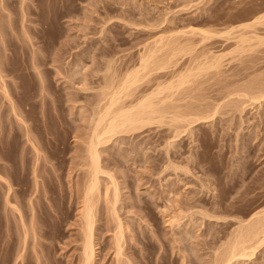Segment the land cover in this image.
<instances>
[{
    "label": "rangeland",
    "instance_id": "rangeland-1",
    "mask_svg": "<svg viewBox=\"0 0 264 264\" xmlns=\"http://www.w3.org/2000/svg\"><path fill=\"white\" fill-rule=\"evenodd\" d=\"M263 10H264V0H0V50H3L4 46L6 49V50L4 49L5 51H1V53L3 54L4 52L6 53L4 54L5 59L2 57L3 54H0L1 55L0 58H2V62H4L2 63L3 65H2V68L0 67L1 68L0 70L2 71L3 67L5 66L4 67L5 70L3 69L4 72H2L1 74L5 73L3 75L6 77V79L4 80L5 82H7L8 90H10L9 95H11V98L13 99L12 101H14V103L16 104V107H15V105H12L10 103L11 101L9 100H11V98L9 97V99H7L8 96L5 97L6 94L3 92L1 88L0 90V174H2L3 177L8 178L9 181L11 182L12 187L16 193L15 200L19 204L20 212L23 213L24 219H26L27 224L29 225L30 222L32 221L36 224L35 226L37 227L36 233H33L34 231L29 228V230H32V231L31 233L30 231L28 232L29 233L27 237L28 241L26 242V246L23 247V244H21L22 243L21 241L22 233L20 235L18 234L22 231L21 224L19 220H16L18 224L15 222V219H18V214H19L16 212H19V211H13L14 208L12 204L10 203L11 200L13 202L15 201L13 198L14 196L12 194L14 190L12 191V193H10V196H7V192H6L7 190L4 189L6 187L5 182L3 179L0 178L1 179L0 183H2L0 186V264H12V263L13 264H24V263L37 264V257H39L40 254L42 255H41V258L39 259H42V258L43 259L41 261L38 259V264H78L79 263L80 261L79 257L81 253L80 236H82L80 233L81 232V225H80L81 217H80L79 208H81L82 203L80 204L81 200L78 199L77 197L81 198L80 192L83 186V180L85 176L84 173L86 170L85 167L82 165V163L84 162L82 159L83 157L81 155H83L82 149H84L85 147L84 142L86 141L87 139L86 137L88 136V133H89L88 131L90 130V126H89L90 121H88V118L90 119L91 117L90 115L93 110L92 108L94 107V104H93L95 102L94 96H96L98 92L101 90L102 83L104 84L103 82L105 80L104 75L108 74L109 76V74L110 75H112L113 73L117 74L114 71H118V72L121 71L124 73L126 70H130L133 67L138 66L139 59H140L139 56L141 55V52H144L143 51L145 49L144 47H146L145 44H147V47L149 45L152 46L153 44L152 42L155 41V39L159 38L160 35L170 36L172 35L171 32H178V30L182 31L184 29L187 30V29H190L189 27H192V26L198 27V28L203 27L202 29L207 28L208 30L211 29L210 30L211 35L213 34L215 30L216 31L214 34H218L217 31L219 30H220L219 33L225 30V32L223 33H226L227 36L224 35L223 33H221V35L223 34V36H220L219 34L216 36H213L214 35L213 34L212 36L209 35L210 38L209 37L206 38L207 40H204L203 39L204 37L200 33H196L195 35L187 34V35L181 36V39H184V37L185 39L186 37L191 38V40L193 41L191 45L192 44H195V45H192L193 47L188 46L189 51L191 48L193 50H191V52H188V51L187 53L185 52L186 54L185 53L181 54L183 56L181 55L180 57L178 56L179 57L178 64L172 66V68L170 67L172 70L173 68L174 69L178 68V70H180L181 68L183 69L186 67L185 65H188L189 61L192 58L194 59V57L195 58L196 56L198 57V54L200 55L202 52H208V53H203V55L204 54L209 55V52L211 55H212L211 52H214L213 54L220 53L219 55H221L220 58L222 57L221 58L222 65H220L219 68L217 67L218 68L217 70L214 68L211 71L209 70L210 71V72L208 71L209 73L207 72L204 75H201L202 77L203 76L205 77V78L203 77L205 82H203V78L201 76L199 77V79L197 78L198 79L197 82L199 81L198 82L199 85H201V87L203 86L202 89L203 88L204 89L202 91L200 89L199 91H201L200 93H202L203 95L205 94L204 95L205 97H208L206 98V101L208 100L207 102L213 103L215 102L214 100H216V98H218L216 101L219 100L218 102H221L222 100H225L227 98L226 97L224 99L225 97L224 94L227 91L225 90L224 92V89H227L228 87H230V85L232 86V84L236 85L237 83L236 82L234 83V81H237V82L239 81V84H242L243 79H245L244 82H246L249 78H252V76L255 74H256V77L258 75L259 77L261 76L264 77V74H263L264 72L263 71L264 70V42L263 41L264 40H262L263 44H261V40H258V42L260 41V44H258L257 38H256L257 36H254V35H258L259 37L260 35L261 39L264 38L262 37L264 36V24L260 22L261 23L260 25H257L256 23L254 27L251 26L252 28H256V30L255 29L250 30L251 27L250 28L247 27L245 30L244 28H242L243 25L248 22V20L250 23L251 20H254V18L260 16L261 13L264 12ZM12 19H14V21ZM240 24H241V27H238L240 26ZM235 25H237V27H235L236 30L234 29V32H236L238 29L237 31L238 33L237 32L233 33L232 31L231 26H235ZM25 29H28V30H26L25 32L24 31ZM228 29L231 31V32L229 31L231 33L230 35L227 34ZM239 29L241 31L244 30L246 33L244 31L241 32ZM249 30H250V33H248ZM254 30L255 32L252 33L251 35V32ZM257 32L260 34H258ZM241 33H244L243 36L240 35ZM237 34H238V37L236 36L237 38H239V35L241 37H244V36L246 37L248 35L247 37L250 36V38L251 36H254L251 39L255 38V40L251 41V39L249 38L250 40L248 41L249 43L251 41L250 44L247 41L245 42L247 45L249 44L251 46L255 44V42L258 45L255 44L254 46H252L253 48L248 45L251 48L250 49L246 44H244L245 42L242 43V41L239 40L240 38L236 40L235 35ZM238 41H240L239 42L240 44L238 43ZM236 44L240 46V49L237 47ZM241 46H244L245 48L242 47L243 49H241ZM235 47H237L239 50H242L244 53L239 50H238L239 52L236 53L235 50L237 51V49ZM246 48L247 50L249 49L251 51L248 50L245 52L244 49ZM61 49L64 51H62ZM60 51H62L63 54L60 53ZM37 52L39 54V57L42 55L41 56L42 58L38 57L39 59H37V56H35ZM239 53H242V54L239 55ZM58 54L61 56H59ZM56 56L58 59L60 58L59 59L60 61L56 58ZM111 56L115 59H112ZM190 56H192V58H190ZM52 57L54 60L52 59ZM32 59H34L35 62ZM196 59H201V57H198ZM76 60H78V63L81 65L76 63L77 62ZM98 60H100L101 62H99ZM38 61L39 62L41 61V62L39 63ZM73 61L75 62L76 65L74 64L72 67V65L70 66V63L71 64L74 63ZM103 61L105 63L106 61L108 62L106 63V67L108 68V70H106L107 74H105L106 72H103L104 71L103 68L107 69L105 68V63ZM32 62H34L35 64H33ZM9 63H11V65ZM37 63H38L37 66L39 67V69L38 67H36ZM8 64L9 66H6ZM32 64L35 66H33ZM77 64L79 66L76 69L74 67H76ZM108 64L109 66L115 67V68H111L112 71L109 70ZM39 65H41V67ZM69 66L71 67L72 70L69 69L70 68ZM98 66L99 68L101 67L103 71L101 70V68L99 69ZM35 67L40 71V73H38V70L37 72H35L36 71ZM116 67L118 68V70ZM7 69L9 70V72ZM97 69L101 71L98 72ZM41 70L44 71V73L41 74ZM70 70H71V73H70ZM76 70L79 74L74 72ZM94 70H96V72H98L99 75L95 74ZM122 70H125V71H122ZM167 70L168 69H166L165 71ZM255 70H256V73H254ZM250 71L253 74L252 76H251ZM65 72L67 75L65 74ZM83 72L84 73L86 72L84 75L86 76L85 78L83 77V74H84ZM212 72H217L216 76L214 75L215 73H212ZM69 73H70V76L68 75ZM80 73H83V74H80ZM236 73L237 74L239 73L238 75L241 74L242 76L241 75L238 76L236 75ZM249 73H250V77H248ZM261 73L263 75H260ZM154 74L157 75L156 72H153V74H149L151 75L152 79L150 78V76H149V79L145 78L142 81L141 85L138 87V89L140 90V89L146 88L150 84H151L150 86H152V84L154 85L153 83L155 82V80H153L155 78ZM41 75L42 77H40ZM71 75L72 77L73 76L74 77L71 78ZM101 75H102V78H101ZM240 77L242 80L240 79ZM42 78L44 79L42 80ZM66 78H70V80L73 82L72 83L69 82L70 80ZM83 78L85 80H83ZM217 79L219 80L221 79L222 81L221 80L219 81ZM41 80L42 81L45 80V82L47 81L43 88L41 87L42 85L40 86L42 82ZM67 80H68V83H67ZM146 80H147L146 82L147 86L145 85ZM149 80L151 81L149 84H147ZM206 80L208 82H206ZM261 80L263 82L264 79L262 78ZM197 82L191 85L198 86ZM202 82H203V85L201 84ZM13 83L14 85H12ZM70 83L73 85H71ZM100 83H101V86H100ZM204 83H205V86H204ZM84 84L86 85L85 87L83 86ZM226 84L229 86L227 87ZM10 85L12 86V88ZM69 85H71L72 87L70 86L69 88ZM82 86L86 89L89 86L88 87L89 90L88 89L85 90ZM237 86H234V88ZM78 87L80 88V90ZM99 87H100V90L98 91ZM218 87L221 88L223 92ZM230 88L232 89V87ZM204 90L205 91L207 90L206 92L210 95H208ZM68 92H69V95H68ZM71 92H73L74 95ZM70 93L73 95V97H71L72 95ZM221 93H223L222 96H221ZM67 96L71 98L69 101H68L69 98ZM66 97H67V100H66ZM209 98L211 101L209 100ZM229 100L232 101L230 97H228L225 101L227 105L224 104V101L221 102L225 106L223 105L222 108H220V115H217V118H216L218 121L215 120V122H212L213 124L211 122H208V123L206 122L207 124L203 122H200V124L199 123L195 124L197 127L193 125V127L195 128L194 129L193 127L191 128V132H192V129L193 131L195 130L194 131L195 135H193L194 132H192L193 134L190 132L191 133L190 135L192 136L187 134L188 136L186 135L185 137H183L181 139L182 141L179 140L180 145H178L179 144L178 141H177L178 144L174 143L180 147L181 150L180 149L179 150L182 155L180 157L184 158L186 162L189 161L188 160L189 158H186V157L188 156L190 157L191 154H192L191 155L192 157L197 156L196 158L193 157L194 160L190 159L189 161L190 163H188V165L190 167V171L192 169V173L188 172L187 175L185 173L182 174L180 169L178 171L177 168H174V171L176 169L175 173L177 175L174 174L173 168L172 169L169 168L168 173H167V170L161 171V169L163 168L162 167L163 160H161L160 158L164 159L163 162H165L166 153L164 152V150L158 147L162 145L158 144L159 141L157 143V140L159 138L156 135V133L159 131V129H157V127L155 126L149 127V130L147 127L142 131L143 133L139 131L136 133V135L134 134L132 135L130 133H126L124 135L122 134L125 138L122 137L121 135L117 137L118 139L116 137H113V139H111L112 141L110 140V142H108L109 146H107V143L105 147L103 146L107 150L104 149V152H102L103 150L101 151L102 157H105L103 158L105 160L104 161L105 163L109 161L108 162L109 164L106 163L108 165L106 168L109 167V170H111V172L114 171L115 174L117 172L115 176H117V178L119 177L118 181L120 183L119 185L121 186L120 187L121 188L120 190L121 198L119 199L120 201L117 203V206L119 209L118 210L119 212L117 211V214H119L118 215L120 216L119 218H121L122 222L126 226L125 231L127 233V240L128 242L130 241L131 243L130 245H132L131 249L129 248L130 251L128 249L127 250L129 252L126 251L128 252V254H130L129 255L130 257L128 258L133 260L132 263L134 264H213L214 263L213 257H215L214 251L216 250L215 248H218L220 244L224 243L225 240L227 241L228 239L227 236H230L229 232L231 233L234 230V228L238 226L236 224H239L238 222L240 221L239 218L243 217L242 219L244 218L246 219L256 210L264 207V197H263L264 196V186H263L264 185V179H263L264 174L262 172L264 169V154H263L264 153V150H263L264 149V143H263L264 142V133H263L264 132L263 131L264 122L261 121L262 119L260 120L261 114L263 113L262 110L264 111V104L263 106L260 105V107L262 106L261 108L258 107L259 106L258 104H257L258 106H256V104L252 105L250 109L247 110L249 111V113H251V115L246 110L243 111L245 113L242 112L240 114V112L238 111L236 113L235 111L237 110L236 107H235L236 109L229 107V106L234 107L235 103H238V101L234 100V101H237L234 104L233 102L232 103L230 102L232 104L231 105L230 103H227V101ZM90 101L92 104L90 103ZM10 106L12 107V109ZM13 106L16 109L17 108L19 109V110L15 109L18 113L19 112L22 113L20 117H23L21 118L23 119V121L19 119L20 117H17V115L14 113ZM247 107L249 106H246V109H248ZM252 107L255 108V110ZM258 108H260L259 109L260 115H259ZM228 109L231 110L230 113H232L233 109H234L233 112L236 113V114L229 113L230 116L231 115L235 116V117H231L232 120L233 118L234 119L237 118L236 119L237 121L236 120L230 121L231 118L229 120L230 122H234L233 123L234 126H232L233 129L228 128L227 126L230 123V122L227 123L228 122L227 117L229 118V115L224 116L225 114H227ZM250 110L252 111L250 112ZM222 112H224L225 114L223 113L224 114L223 115ZM240 115L241 116L244 115V116L241 117ZM82 116L83 117L85 116V117L83 118ZM219 116H223V117L219 118ZM253 116L255 118H253ZM224 117L227 120L224 119ZM239 117H241L244 120H242ZM222 118H223V121H222ZM239 120H242V122ZM214 123L218 125L215 126ZM220 123L222 124V126ZM237 123L239 125H242L243 127L241 126L240 128V126ZM212 125L214 126V128L216 127L218 129V130L215 129V133H214V128L212 127ZM248 125L250 127H248ZM238 127L240 128V130L242 128L245 129L244 132L247 130L246 132L250 134L248 135L245 132L246 134L245 135L243 132V135H242V131L240 130L237 131L239 129ZM247 127L249 128V130ZM226 128L231 129L230 130L231 132L229 131V133H227L228 135L226 134V132H228ZM162 129L165 132L161 133V136L163 135L165 138L167 136V134H165L167 133V131H166V128H162ZM223 130L225 131V133L223 132ZM238 132H239V135L236 134ZM196 134L198 136H196ZM28 135H29V138H28ZM236 135L238 136V138ZM229 136H231V139ZM243 136L244 138H242ZM254 136L255 137L258 136V138H254ZM127 137L128 138L130 137L131 140L128 139ZM147 137L148 139L149 138L150 139L147 140L146 139ZM224 137L226 138L224 139ZM121 138H124V139H121ZM194 138L195 140L197 139L199 141L196 142L197 140L196 141L193 140ZM30 139L33 140L32 143ZM119 139L120 141L125 140V139L127 141L125 140V141L120 142ZM163 139H161L160 137L159 140L162 141ZM254 139H256V141ZM133 140L135 141V144ZM142 140H144L143 143H145L144 144L145 147L148 146V148L146 147L145 149L146 151H144V149H141V147L142 148L144 147V145L141 143ZM223 140H224V143L226 142L225 146L223 145ZM36 141L38 143L34 145ZM138 141L140 143H138ZM236 141H237V144L235 143ZM240 141L244 142V143L242 142V144L245 145L246 148L243 149L242 146L240 147L241 145ZM130 142H132L133 144ZM149 142L151 143L149 144ZM136 143L138 146L136 145ZM155 143L158 146H156ZM257 143L261 146H259ZM32 144L35 146V148ZM117 144H118V147L121 149V151L119 150L120 152L118 151V154L116 152ZM133 145L134 146L136 145V146L133 147ZM139 145L141 147H139ZM149 145L151 146V148H149ZM222 145L224 146V148ZM236 145H238L239 147ZM121 147L122 148L126 147L127 151L125 152V149H123L125 153L122 152ZM128 147L129 149H131L130 151H128L129 150ZM240 148L242 149V151H244L243 153L245 154L247 153V150L245 151V149L249 148L248 151L251 152L252 154L250 153L251 154L250 156L248 152V154H246V157H248L249 155L250 158L249 157L246 158L245 155L241 153L242 151L240 152ZM139 149H141V151L143 150L142 151L143 153ZM147 149L149 150L147 151ZM196 149L197 150L199 149V150L197 151ZM156 150L158 152L160 151L159 153L161 154L159 155V153ZM138 151L140 152V154ZM235 151L236 152L239 151L237 152L239 156L237 155ZM38 152L42 156L41 155L39 156ZM120 153H123L124 156H122ZM255 153L259 154L257 155V158L254 157L255 155H253ZM129 154H130V157H128ZM231 154L236 155V157L234 156L235 160L237 157L238 158L240 157L239 160L237 159L238 161H235ZM115 155L118 157H116ZM134 155H136V159ZM157 155H159L160 157H158ZM112 156L113 158L115 156L118 161L115 162L116 160L113 159ZM131 156H134L133 159L135 160H133ZM154 156H157V158L161 160V165H160V160H158ZM252 156L255 159H253ZM42 157H44V159H42ZM122 157L124 158V160L122 159ZM126 157L128 158L129 161L125 160L127 159ZM227 157L228 159L231 158L232 160L231 159L228 160ZM143 158L144 160L148 159L149 161L146 160V163H144L145 161L142 160ZM153 158L156 159V162L155 160L153 161ZM182 158H179V159L181 160ZM150 159L156 164L153 162L151 163ZM179 159H177L176 162L180 161ZM233 160L237 164H239L238 165L239 167L235 165L236 163ZM242 160L243 162H245L244 166H242L243 162H240ZM232 161L234 162V165ZM115 163L116 165L118 164V166H116ZM179 163L182 164L181 161ZM34 164H35V167L38 168L39 173L37 172L36 174L37 176L33 172L35 168ZM150 164H153V165L150 166ZM200 164H202L201 167L199 166ZM193 165L197 169H194ZM228 165H230V168L232 165L234 167L236 166V168L232 166L233 168L230 169ZM146 166L148 167L150 166L149 168H152L154 172L152 171V169H149ZM111 167L114 169H112ZM241 167L245 168L244 169L245 172L242 170ZM200 168L204 169V173L203 171H201ZM43 169L45 172L43 171ZM52 169H54V171H52ZM156 169H157L158 174L155 172ZM170 169L171 171H173L172 172L173 175ZM228 169H229V172H228ZM158 170L160 171L161 175L159 174ZM141 171L143 172L144 175L140 174L142 173ZM230 171H232L233 173ZM234 171L235 172L238 171L236 172L237 174L234 173ZM148 172L151 175H149ZM136 173H137V176L133 177L134 175H136ZM193 173H195L197 176ZM229 173H231L229 175L230 177L228 176ZM234 174L237 176L235 177ZM254 174L255 175L258 174L259 177L256 176L258 178L255 179L256 177L254 178L255 176ZM162 175H163V178H162ZM210 175H213V176H210ZM232 175H233V179L231 178ZM203 176L206 178H204ZM106 177H103L104 182L102 181L103 185H102V182L100 184L101 191L99 192L100 195H98L99 199L103 195L102 198L100 199L102 201L101 202L98 201L99 204H96V206L98 205L96 207L98 211L96 210L97 213L95 217V220H96L95 221V224H96L95 233H96V241L99 243L98 250H97L98 256L96 257V264H115L116 263L115 253L113 252L114 247L112 246L114 242L112 236L114 235L113 230L115 229V225H116V220H115L116 217L115 215H112L113 212L111 209L112 208L111 202H109L108 204V202L105 200L106 197L104 194L106 190L109 188L108 184H110V182L107 181L108 177L107 178ZM196 177H199V178H196ZM207 177H209L208 180H210L209 181L210 183L206 181ZM124 178L126 179L128 178V179L126 180ZM175 178H176V181H174ZM200 178L201 180L203 179L205 184L210 187L211 190L210 189L209 190L211 192L207 189L209 187L205 186L204 182L203 183L201 182ZM135 179L137 180L139 179V180L135 181ZM177 179L181 182H179ZM198 179L206 187L205 190H204L205 187L202 186V184L200 185ZM248 179H250L251 181ZM124 180L125 182L123 183L122 181ZM196 180H198L199 185L197 184ZM229 180L230 182H228ZM262 180L263 182H261ZM216 181L217 183H215ZM36 182H39V183H36ZM121 182L123 183L124 186H122ZM190 182H193V183H190ZM213 183H214V186H213ZM193 185L194 187L195 185H198L197 187L199 188L196 189L197 187L194 188ZM163 186L164 187L166 186L165 189ZM200 186H202L201 188L203 189V191H200L202 190L200 189ZM212 186H213V190H212ZM79 187L80 189H77ZM122 187L124 189H122ZM186 187H189V190L187 188V191H186ZM214 187L216 188V192H215L216 195L213 193V191H215ZM245 187H247V189ZM104 188H106V190ZM240 188L242 189L239 191ZM251 188H253L254 190ZM168 189H171L172 192L169 193L170 190L168 191ZM255 189L258 191H256ZM103 190H105V192ZM181 190L183 192L186 191L185 194H182L183 192ZM192 191H195V192L193 193ZM2 192L4 193L3 196H2ZM76 192L77 193L79 192V193L76 194ZM191 192L195 194L194 197H189V194L190 196H193ZM162 193L164 195H162ZM170 194H173V195L171 196ZM5 195L9 197L8 203L5 202V201H8ZM175 195L176 196L180 195L181 197L179 196L180 198L178 199V197H175ZM129 196L131 197V200ZM184 196H187V197L183 198ZM215 196H217L218 198L217 197L215 198ZM171 197H173V199L174 197L177 198L179 200V204H180V201L182 200L181 205L183 204L184 200H186L184 202L186 205L183 204V206L181 208L178 207V209H181L183 211L184 206H185V210L191 208L189 210V213H187L188 210L186 212H184L185 210L183 211L186 214H181L182 212L180 210L181 213L180 212L178 213L181 214V215L179 214L181 218L179 217V220H177L178 218H175L176 220V223L174 222L175 224H172V222H169V220L167 219V216L169 217L171 216V214L167 215L168 213L164 214L166 210H164V212L162 211L163 207H165L164 205H168V203L172 205V202L168 200V198H171ZM136 198L139 199V202L141 203H139L138 200L136 201ZM30 200H32L31 203H30ZM132 200H133L134 206L132 205ZM129 201L131 203H129ZM177 201L176 203L173 202V204L174 205L178 204ZM32 203L34 204L32 205ZM187 203L190 205H188ZM191 204H194V205H191ZM212 204H214L213 205L214 207L212 206ZM31 205L32 207L34 208L36 207V208L35 209L32 208ZM130 205L133 207H131ZM174 205H173V208L171 207L170 209H174L175 207ZM204 206L206 208L209 207L207 208L209 210H210V206H212L213 208H216V209H213L211 207V213H213L215 210L214 214L218 212L217 214H219L220 216L217 214L216 215L220 218L216 219V217L214 218L210 216L203 217L204 215L203 216L200 215L202 212L197 213V215L199 214L198 215L199 218H197V215H195L196 211L193 214H191V218L193 219L190 218L189 216L190 211L192 213L193 210L195 209H197V211L199 209L201 210V208L206 209ZM31 209H33V211H31ZM178 209L177 211H179ZM160 210L162 212H160ZM8 211H10L11 213L8 214ZM170 211H167V212L171 213ZM177 211L175 212L177 213ZM219 212L224 215V216L222 215L224 218L223 217L221 218V214ZM12 214H14L15 216H13ZM32 214L33 216L36 214L34 216L35 219L33 218V216H31ZM236 216L238 219L236 218ZM194 219H196V221ZM191 220H193L194 222L193 221L190 222ZM177 223H178V226L176 225ZM198 223L201 224L200 228L198 227L200 225ZM181 225L182 227L184 226L185 227L182 228ZM192 227L194 229L198 227V229H195L196 230L195 231ZM178 228L180 229V231ZM190 228H191V231H190ZM184 229H185V233L183 232ZM192 230L194 231L193 232L194 234L191 233ZM177 231H179V234L181 232L180 236L184 238V241L178 235ZM17 234L19 235V238ZM184 234H185V237H184ZM195 234L198 236H196ZM193 236L197 237L195 238L196 240L194 239ZM179 237L181 238V240L179 239L180 242L177 239ZM132 238H134L135 241ZM198 238H201V239L198 240ZM188 239H189V243H191L192 240H193L192 241L193 243L189 244ZM205 239H206V242H205ZM186 240L187 242H185ZM197 241L200 242L198 243L199 245H196ZM187 243L189 244V246ZM190 245H192L193 248L192 246L190 247ZM181 246H182V249H181ZM37 247L39 248V251H37L38 249ZM194 248L198 249V251L196 252ZM193 249L197 257H195L193 253ZM15 251H17V253ZM39 252L41 253L39 254ZM14 255L18 259L21 258L23 261L21 259L18 260L16 258L14 262V259H13V257L15 258ZM255 255L251 262H248L249 260H246V262L243 264H246V263L247 264L249 263L250 264H253V263L260 264V262L263 263V261H261L262 259L261 257L263 256L264 258V249L258 250L257 253H255ZM151 256L154 257V260H152L153 262L151 261V259L153 258V257L151 258ZM123 259H125V256Z\"/></svg>",
    "mask_w": 264,
    "mask_h": 264
},
{
    "label": "bare ground",
    "instance_id": "bare-ground-1",
    "mask_svg": "<svg viewBox=\"0 0 264 264\" xmlns=\"http://www.w3.org/2000/svg\"><path fill=\"white\" fill-rule=\"evenodd\" d=\"M264 11V10H263ZM256 13V12H255ZM258 14V13H257ZM24 15V14H23ZM260 15V14H259ZM256 17V16H255ZM253 18V17H252ZM22 19H23V17H22ZM263 19H264V12H262L261 13V15L260 16H258V17H256V18H254V20H251L250 21V23H249V20H248V22L247 21H245V22H247V23H243L244 25H243V27L242 28H244V30L248 27V28H250L251 26L252 27H254L255 26V24L257 23V25H260L261 23L260 22H262V24H264V21H263ZM13 21H14V19H12ZM239 20V19H238ZM242 21V20H241ZM241 24H242V22H241ZM241 24H240V26H238V27H241ZM238 25V24H237ZM237 25H235V26H231L232 27V31H233V33H236L237 31H238V29H237V31L236 32H234V29H235V27H237ZM257 25H256V27H257ZM250 28V30L252 29H255L256 30V28ZM190 29H187V30H178V32H171V34L172 35H170V36H168V35H160L159 36V38H157V39H155V41H153L152 43V46H150L149 44V46L147 47V44H145L146 45V47H144L145 49L143 50L144 52H141V55L139 56L140 57V59H139V65L138 66H136V67H133L132 69H130V70H122V71H125L124 73L123 72H121V71H114V72H116L117 74H115V73H113L112 75H110L109 74V76H108V74H107V72H106V70H108V68L106 67V63H108L107 61H106V63H105V68H107V69H104L103 68V70H102V68H101V70L103 71V72H106L105 74H107V75H104V84L102 83V86H101V83H100V86H101V90H100V87H99V89H98V94L96 95V96H94L95 97V102L93 103L94 104V107L92 108L93 110H92V112H91V117H90V119L88 118V121H90V124H89V126H90V130L88 131L89 133H88V136L86 137L87 139H86V141L84 142L85 143V147H84V145H83V147H84V149H82L83 150V155H81L83 158V162L84 163H82V165L85 167V176H84V180H83V186H82V188H81V192H80V190H79V192H80V195H81V198H79V197H77L78 199H80L81 201H80V204H81V208H79L78 210L80 211V225H81V235L82 236H80V238H81V253H80V257H79V259H80V261H79V263L78 264H96V257L98 256V242L96 241V233H95V230H96V224H95V217H96V213H97V211H98V209H96V207L98 206H96V204H99V202H101L102 200H100L101 198H102V196H101V198L99 199L98 197V195H100V184H101V182L104 180V178L103 177H108V179H107V181H109L110 182V184H108L109 185V188H110V190H109V188L106 190V188H104L105 190H106V192H105V190H103L104 192H105V200L108 202V204H109V202H111V209H112V212H113V214L112 215H115V217H116V225H115V229L113 230L114 231V235L112 236L113 237V244H112V246L114 247V253H115V257H116V263L115 264H134V263H132L133 262V260H131L130 258H128V257H130L129 255L130 254H128V252L130 251V249H131V247H132V245H130L131 243H130V241L128 242V240H127V233H126V231H125V229H126V226L124 225V223L122 222V220H121V218H119L120 216H118L119 214H117V211L119 210L118 209V206H117V203L120 201L119 199L121 198L120 196H121V194H120V190H121V186L119 185L120 183H119V181H118V179H119V177L117 178V176H115L116 174H117V172H116V174L114 173V171L113 172H111V170H109V167L108 168H106L108 165L106 164V163H108V162H104L105 160L103 159V158H105V157H102V152H104V147L106 146V143H107V146H109L108 144V142H110V140L111 139H113V137H118V136H122V137H124L123 135L124 134H126V133H130V134H134V135H136V133L137 132H139V131H143L145 128H147L148 127V130H149V127H151V126H155V127H157V129H159V131L156 133V135L158 136V138L160 139V137H161V139H163L164 138V136H163V138H162V136H161V133H163V132H165V131H163V129L162 128H166V131H167V133H165V134H167V136L162 140V141H160L159 139L157 140V143H158V141H159V145H162V146H158V145H156V143H155V145L156 146H158V147H160V149H162V150H164V152L166 153V161L165 162H163L164 161V159H162V158H160L161 160H163L162 161V164H163V168L161 169V171L162 170H167V173H168V171H169V168H173V171H174V168H177V170L179 171V169H180V171H181V173L183 174V173H185L186 175L188 174V172H191L192 173V169H191V171H190V167H189V165H188V163H190L189 161H190V159H193L194 160V158H196V157H192L191 155H190V157L188 156V157H186V158H189L187 161L188 162H186V160L184 159V158H182V157H180V156H182L181 155V152H180V147L178 146V145H180V143H179V140L180 141H182L181 139L183 138V137H185L187 134H191L192 132H194L193 131V129L195 128V127H193V125H195V124H200V122H203V123H208V122H215V120H217L216 118H217V115H220V108H222V106L224 105V104H226L225 103V101H226V99L228 98V97H230V99L232 100V101H227V103H232L233 102V104L235 103V102H237L238 101V103H235V106L233 107V106H229V107H231V108H234V109H236L237 108V110H235L236 111V113H237V111L238 112H240V114L243 112V111H247V110H249L250 109V107L252 106V105H255L256 104V106H258V107H260V105H262L263 106V102H264V80H263V82H262V78L264 79V77H259V75H258V73H257V77H256V74L255 75H253L252 73H251V71H250V73H251V76H252V78H247L246 76V78L248 79L246 82H244L245 81V79H243V81H242V84H239V81L237 82V81H234V83L236 82L237 84H238V86H237V84L236 85H233L232 84V86L230 85V87H232V89L230 88V87H228L229 85H227V89H224V92H225V90H227L226 92H225V97H224V99L225 100H222V101H224V104L223 103H221V102H218V101H216L218 98H216V100H214L215 102H213V100H212V102L213 103H210V102H207L206 101V98H208V97H205L202 93H200L203 89H202V87H201V85H199V81L197 82V80L199 79V77L201 76V75H204L205 73H207L209 70L211 71L212 69H218L219 67H220V65H222V60H221V58H220V56L221 55H219L220 53H217V54H213L214 52H211L212 53V55L210 54V52H209V55L208 54H204L203 55V53H208V52H202L200 55L198 54V57H201V59H196V58H198L197 56H196V58L194 57V59L192 58V56H190V58H192L191 60H190V58H189V63H188V65H185L186 67L185 68H181L180 70H178V68L177 69H174L173 68V70L171 69L172 68V66H174V65H177L178 64V60H179V57H180V55L181 54H184L185 52L187 53V51L188 52H191V50H193L192 48L190 49V51L188 50L189 49V47H193L192 45H195V44H192L191 45V43L193 42L192 40H191V38H188V37H186V39H185V37H184V39H181V36H183V35H195L196 33H200L204 38V40H207L206 38H208L209 37V35H211L210 34V30L211 29H202L203 27H200V28H198V27H194V26H192V27H189ZM241 28V29H242ZM26 30H28V29H25L24 31L26 32ZM236 30V29H235ZM240 30V29H239ZM244 30H240L241 32H243ZM250 30H249V32L248 33H250ZM255 30L254 31H252L251 32V35H252V33H254L255 32ZM214 31V30H213ZM212 31V32H213ZM216 31V30H215ZM215 31L213 32V34L215 33ZM228 32L230 31L229 29L227 30ZM28 32V31H27ZM220 32V30L219 31H217V33L220 35V36H223V34L224 35H226V33H223V32H225V30L223 31V32H221V33H223L222 35H221V33H219ZM227 32V34H231L230 32L228 33ZM245 32V31H244ZM174 33V34H173ZM178 33V34H177ZM181 33V34H180ZM232 33V34H233ZM238 33V32H237ZM240 33V32H239ZM246 33V32H245ZM258 33V32H257ZM256 33V34H257ZM212 34V35H213ZM218 34H214L213 36H216V35H218ZM243 34L244 33H241L240 35H242L243 36ZM258 34H260V33H258ZM200 35V36H201ZM211 35V36H212ZM239 35V38H237L238 37V34L237 35H235V37H236V40L237 39H239L240 41H242V43L243 42H245V41H247L248 43H249V41L248 40H250L252 37H254V36H257L256 38H257V43L258 44H260V41L258 42V40H261V44H263V42H262V40H264V38L263 39H261L260 37V35H259V37H258V35H254V36H251V38H250V36L249 37H241ZM227 36V35H226ZM30 37V36H29ZM190 37V36H189ZM231 37V36H230ZM262 37H264V36H262ZM183 38V37H182ZM210 38V37H209ZM250 38V39H249ZM259 38V39H258ZM202 39V40H203ZM252 40H255V38H253V39H251V41ZM30 41V40H29ZM199 41V40H198ZM197 41V42H198ZM240 41H238V43L240 42ZM251 41H250V43H251ZM196 42V43H197ZM203 42V41H202ZM237 42V41H236ZM200 43V42H199ZM242 43H241V45H242ZM249 43V44H250ZM253 43V42H252ZM256 42H255V44L256 45H258ZM6 44V43H5ZM240 44V43H239ZM244 44H246V42L244 43ZM248 44V45H249ZM255 44H253L252 46H254ZM4 45V44H3ZM7 45V44H6ZM65 45V44H64ZM64 45H62V46H64ZM191 45V46H190ZM237 45V47L240 49V46L238 45V44H236ZM247 45V44H246ZM247 45V46H248ZM189 46V47H188ZM245 46V45H244ZM244 46H241V49H243V48H245ZM246 46V47H247ZM250 47H252L251 45H249ZM248 46V47H249ZM7 47V46H6ZM195 47V46H194ZM237 47H235L236 49H237V51L235 50V52L236 53H238L239 51H242V50H239ZM243 47V48H242ZM249 47V48H250ZM4 49H5V46L3 47ZM8 48V47H7ZM60 48V47H59ZM62 48H64V47H62ZM253 48V47H252ZM1 49H2V47H1ZM0 50V54H3V53H1V51H5V50ZM33 49V48H32ZM251 49V48H250ZM60 50V49H59ZM62 50V49H61ZM239 50V51H238ZM249 50V49H248ZM247 50V48L246 49H244V51L246 52V51H248ZM252 50H254V49H252ZM8 51V50H7ZM35 51V50H34ZM62 51H64V50H62ZM62 51H60V53H62ZM141 51V50H140ZM249 51H251V50H249ZM36 52V51H35ZM34 52V53H35ZM39 52V51H38ZM38 52L35 54V56H37V59H39L40 57H39V54H38ZM59 52V51H58ZM193 52V51H192ZM232 52H234V51H232ZM243 52V51H242ZM33 53V52H32ZM57 53V52H56ZM185 53V54H186ZM216 53V52H215ZM244 53V52H243ZM4 54H6L5 52H4ZM4 54L2 55V57L4 58ZM41 54V53H40ZM63 54V53H62ZM140 54V53H139ZM190 54H192V53H190ZM240 54H242V53H239V55ZM59 55V54H58ZM202 55V56H201ZM1 56V55H0ZM7 56V55H6ZM5 56V57H6ZM10 56V55H9ZM59 56H61V55H59ZM58 56V57H59ZM179 56V57H178ZM181 56H183V55H181ZM223 56V55H222ZM8 57V56H7ZM39 57V58H38ZM113 57H114V55H113ZM112 56H111V58L112 59H115V58H113ZM138 57V58H139ZM204 57V58H203ZM12 58V57H11ZM34 58V57H33ZM42 58V57H41ZM44 58V57H43ZM51 58V57H50ZM55 58V57H54ZM56 58H57V56H56ZM55 58V59H56ZM203 58V59H202ZM1 59V68H2V63H4V62H2V58H0ZM5 59V58H4ZM35 59H36V57H35ZM52 59H53V57H52ZM58 59V58H57ZM56 59V60H57ZM60 59V58H59ZM58 59V60H59ZM198 60V61H196V60ZM9 60V59H8ZM34 62H35V60L34 59H32ZM54 60V59H53ZM52 60V61H53ZM55 60V61H56ZM106 60V59H105ZM109 60V59H108ZM5 61V60H4ZM7 61V60H6ZM43 61V60H42ZM55 61H54V63H55ZM60 61V60H59ZM58 61V62H59ZM71 61V60H70ZM77 62L76 63H78V60H76ZM99 62H101L100 60H98ZM110 61V60H109ZM195 61V62H194ZM34 62H32L33 64H35ZM39 62V61H38ZM41 62V61H40ZM39 62V63H40ZM57 62V61H56ZM69 62V61H68ZM72 62V61H71ZM74 62V61H73ZM79 62H80V60H79ZM98 62V63H99ZM114 62V61H113ZM7 63V62H6ZM5 63V64H6ZM4 64V65H5ZM10 65H11V63H9ZM9 64L8 65H6V66H9ZM32 64V65H33ZM53 64V63H52ZM75 64V62L74 63H70V66L72 65V67H73V65ZM79 64V63H78ZM77 64V66L76 67H74V68H76L77 69V67L79 66V65H81V64H79L78 65ZM138 64V63H137ZM38 65V63L36 64V67H38L37 66ZM76 65V64H75ZM112 65V64H111ZM135 65V64H134ZM33 66H35V65H33ZM40 67H41V65H39ZM69 66V67H70ZM130 66V65H129ZM132 66V65H131ZM5 67V66H4ZM4 67H3V69H4ZM35 67V68H36ZM55 67V66H54ZM56 67H57V65H56ZM68 67V68H69ZM108 67H109V70H111L112 71V69L111 68H115V67H111V66H109V64H108ZM122 67V66H121ZM120 67V68H121ZM171 67V68H170ZM218 67V68H217ZM0 68V69H1ZM98 68H99V66H98ZM99 68V69H100ZM117 68V67H116ZM169 68H170V70H169ZM3 69H2V71L0 70V90H1V88H2V90H3V92L6 94H4L5 95V97H7L8 96V98L7 99H9V97L11 98V95H9L10 94V90H8V86H7V82H5V80L4 79H6V77L3 75V74H5V73H3V74H1L2 72H4L3 71ZM38 69H39V67H38ZM37 68H36V71L35 72H37V70H38ZM69 69H71V67L69 68ZM96 69V68H95ZM128 69V68H127ZM166 69H168L167 71H165ZM5 70V69H4ZM8 70V69H7ZM6 70V71H7ZM35 70V69H34ZM72 70V69H71ZM71 70H70V73H71ZM74 70V69H73ZM93 70V69H92ZM100 70V71H101ZM114 70H116V69H114ZM117 70H118V68H117ZM162 72H161V71ZM164 70V71H163ZM5 71V72H6ZM83 71V70H82ZM81 71V72H82ZM95 71V74H97V75H99V73L98 72H100L98 69H97V71L98 72H96V70H94ZM209 71V72H210ZM264 71V70H263ZM262 71V72H263ZM8 72H9V70H8ZM69 72V71H68ZM67 72V73H68ZM73 72V71H72ZM74 72H76V73H78L77 72V70L76 71H74ZM73 72V73H74ZM80 72V71H79ZM109 72V71H108ZM153 72H156L157 73V75H155V78L153 79V80H155V82H153L154 83V85L152 84V86H148V87H146V88H143V89H138V87L141 85V83H142V81L145 79V78H147V79H149V76H150V78H151V75H149V74H153ZM208 72V73H209ZM259 72H261V71H259ZM38 73H40V71L38 70ZM42 73H44V71H42L41 70V74ZM70 73L68 74L69 76H70ZM73 73H72V75H73ZM84 73V72H83ZM83 73H80V74H83ZM86 73V72H85ZM85 73L83 74V77L85 78L86 76H84L85 75ZM90 73V72H89ZM93 73V72H92ZM212 73H215L214 75L216 76V73L217 72H212ZM241 73V72H240ZM250 73H249V76L248 77H250ZM254 73H256V70H255V72ZM46 74V73H45ZM65 74H66V72H65ZM79 74V73H78ZM103 74V73H102ZM211 74V73H210ZM209 74V75H210ZM219 74V73H218ZM239 74V73H238ZM237 73H236V75H238ZM245 74V73H244ZM263 74H264V72H263ZM262 73L260 74V75H263ZM4 76V78H3V76ZM40 75V74H39ZM44 75V74H43ZM67 75V74H66ZM72 75H71V78H73L72 77ZM91 75V74H90ZM97 75H96V77H97ZM241 75V74H240ZM240 75H238V76H240ZM68 76V77H69ZM93 76V75H92ZM92 76H91V78H92ZM242 76V75H241ZM40 77H42V75L40 76ZM44 77V76H43ZM46 77V76H45ZM50 77V76H49ZM152 77H154V76H152ZM202 77V76H201ZM204 77V76H203ZM202 77V78H203ZM211 77H212V75H211ZM65 78V77H64ZM83 78V80H85ZM101 78H102V75H101ZM198 78V79H197ZM205 78V77H204ZM204 78H203V82H205V80H204ZM260 80H259V79ZM44 78H42V80H43ZM66 79H68V80H70V78H66ZM87 79H88V77H87ZM100 79V78H99ZM152 79V78H151ZM201 79V78H200ZM240 79H241V77H240ZM251 79V80H250ZM41 80V81H42ZM45 80H46V78H45ZM45 80L44 81H42L41 82V84H40V86L43 88L44 86H45V84H46V82H45ZM68 80H67V83H68ZM82 80V79H81ZM82 80V81H83ZM208 80V79H207ZM206 80V82H208ZM217 80H219V79H217ZM221 80V79H220ZM219 80V81H220ZM239 80V79H238ZM242 80V79H241ZM9 81V80H8ZM12 81V80H11ZM150 81L151 80H149V82L147 83V84H149L150 83ZM202 81V80H201ZM200 81V82H201ZM222 81V80H221ZM15 82V81H14ZM45 82V83H44ZM69 82H73V81H69ZM146 82H147V80L145 81V85H146ZM198 83V86L196 85H191V84H195V83ZM203 82L201 83L202 85H203ZM244 82V83H243ZM9 83V82H8ZM12 83V82H11ZM42 83H44V84H42ZM70 83V84H71ZM84 83H86V82H84ZM88 83V82H87ZM221 83V82H220ZM219 83V84H220ZM225 83H227V82H225ZM232 83V82H231ZM240 83H241V81H240ZM82 84H83V82H82ZM207 84V83H206ZM214 84V83H213ZM224 84V83H223ZM12 85H14V83L12 84ZM71 85H73V84H71ZM71 85H69V88H70V86ZM89 85V84H88ZM143 85V84H142ZM208 85V84H207ZM212 85V84H211ZM218 85V84H217ZM216 85V86H217ZM225 85V86H226ZM11 86V85H10ZM47 86V85H46ZM68 86V85H67ZM84 87L86 86L85 84L83 85ZM82 86V87H83ZM144 86V85H143ZM147 86V85H146ZM204 86H205V83H204ZM225 86H224V88H225ZM234 86H237V87H235L234 88ZM72 87V86H71ZM80 87H81V85H80ZM83 87V88H84ZM89 87V86H88ZM88 87H87V89H88ZM103 87V88H102ZM145 87V86H144ZM208 87V86H207ZM11 88H12V86H11ZM14 88V87H13ZM79 88V87H78ZM149 88H150V90H149ZM210 88V87H209ZM219 88V87H218ZM222 88H223V86H222ZM230 88V89H229ZM82 89V88H81ZM85 90H87L86 88H84ZM83 89V90H84ZM138 89V90H137ZM201 89V91H199ZM220 90H221V88H219ZM46 90V89H45ZM50 90V89H49ZM79 90H80V88H79ZM89 90V89H88ZM42 91H43V89H42ZM199 91V92H198ZM205 91V90H204ZM207 91V90H206ZM205 91V92H206ZM222 91V90H221ZM80 92V91H79ZM217 92V91H216ZM220 92V91H219ZM218 92V93H219ZM223 92V91H222ZM73 95H74V93L73 92H71ZM70 93V94H71ZM204 93V92H203ZM207 93V92H206ZM67 94V93H66ZM71 94V95H72ZM208 94V93H207ZM206 94V95H207ZM217 94V93H216ZM222 94L223 93H221V96H222ZM44 95V94H43ZM68 95H69V92H68ZM73 95L71 96V97H73ZM208 95H210V94H208ZM237 96V97H235V96ZM215 96V95H214ZM231 96H232V98H231ZM47 97V96H46ZM46 97H45V99H46ZM68 97V96H67ZM67 97H66V100H67ZM212 97H213V95H212ZM237 98V99H235V98ZM69 99H68V101L71 99L70 97H68ZM75 98V97H74ZM211 98V97H210ZM210 98H209V100H210ZM73 99V98H72ZM219 99H221V98H219ZM222 99H223V97H222ZM13 99L11 98V100H9V101H11L10 103L12 104V105H15V107H16V104L14 103V101H12ZM74 100V99H73ZM72 100V101H73ZM234 100H237V101H234ZM92 101V100H91ZM91 101H90V103H91ZM93 101H94V99H93ZM92 101V102H93ZM211 101V100H210ZM14 104H13V103ZM230 103V104H231ZM92 104V103H91ZM258 104V105H257ZM227 105V104H226ZM232 105V104H231ZM225 106V105H224ZM246 106H249V107H247L248 109H246ZM261 106V107H262ZM11 107V106H10ZM14 106H13V111H14V113L17 115V117H20L21 115H22V113L21 112H17L16 110L18 109H16ZM228 107V106H227ZM226 107V108H227ZM236 107V108H235ZM253 107H255V106H253ZM252 107V108H253ZM260 107V108H261ZM230 108V109H231ZM257 108V107H256ZM260 108H258V110L260 109ZM11 109H12V107H11ZM10 109V110H11ZM16 109V110H15ZM223 109H224V107H223ZM234 109L232 110V113H230L231 112V110H229L228 109V111H227V114H225L224 112H225V110H224V112H222V114L224 115V116H226V115H229V113L230 114H236V113H234L233 111H234ZM254 110H255V108H253ZM252 109V110H253ZM19 110V109H18ZM252 110H250V112L252 111ZM248 113H249V111H247ZM262 112L264 113V111L262 110ZM261 112V113H262ZM21 113V114H20ZM243 113H245V112H243ZM256 113H257V111H256ZM261 114V118H260V120L262 121V122H264V114ZM20 114V115H19ZM221 114V115H222ZM239 114V113H238ZM250 115H251V113H249ZM246 115V114H245ZM259 115H260V110H259ZM89 116V115H88ZM239 116V115H238ZM241 116V115H240ZM242 116H244V115H242ZM241 116V117H242ZM249 116V115H248ZM83 117V116H82ZM85 117V116H84ZM83 117V118H84ZM220 117H223V116H219V118ZM231 117H235V116H233V115H229V118L227 117V119L224 117V119H226L228 122L227 123H229L230 121H233V120H236V119H234L233 118V120H232V118ZM237 117V116H236ZM241 117H239V118H241ZM21 118H23V117H20L19 119H21ZM230 118H231V120H230ZM253 118H255L254 116H253ZM258 118V117H257ZM242 119V118H241ZM22 121H23V119H21ZM230 120V121H229ZM242 120H244V119H242ZM242 120H239V121H241L242 122ZM245 120H247V119H245ZM255 120V119H254ZM253 120V121H254ZM218 121V120H217ZM220 121V120H219ZM222 121H223V118H222ZM237 121V120H236ZM235 121V122H236ZM221 122V121H220ZM226 122V121H225ZM252 122V121H251ZM250 122V123H251ZM260 122V121H259ZM206 123V124H207ZM222 123V122H221ZM220 123V124H221ZM234 122H230L227 126H228V128H232V126H234V124H233ZM254 123V122H253ZM202 124V123H201ZM213 124V123H212ZM215 124V126L216 125H218V124H216V123H214ZM223 124V123H222ZM222 124H221V126H222ZM238 124V123H237ZM240 124H242V123H240ZM248 124V123H247ZM246 124V125H247ZM255 124V123H254ZM239 125V124H238ZM251 125V124H250ZM196 126V125H195ZM210 126V125H209ZM225 126V125H224ZM226 126V127H227ZM237 126V125H236ZM240 126V128H241V126L242 125H239ZM253 126V125H252ZM263 126V125H262ZM193 127V129H192V132H191V128ZM197 127V126H196ZM212 127L214 128V126L212 125ZM211 127V128H212ZM243 127V126H242ZM246 127V126H245ZM248 127H250L249 125H248ZM247 127V128H248ZM256 127V126H255ZM264 127V126H263ZM210 128V127H209ZM239 128V127H238ZM237 128V129H238ZM240 128L237 130V131H239L240 130ZM246 128V129H247ZM252 128V127H251ZM251 128H250V130H251ZM151 129V128H150ZM156 129V130H157ZM215 129H217L216 127L214 128V133H215ZM221 129V128H220ZM225 129V128H224ZM227 129V128H226ZM233 129V128H232ZM256 129V128H255ZM258 129V128H257ZM156 130H155V132H156ZM218 130V129H217ZM216 130V131H217ZM231 129H227V131L228 132H226V134L227 133H229V131H230ZM244 130L245 129H241L240 131H242V135H243V132H244ZM248 130H249V128H248ZM253 130H254V128H253ZM260 130V129H259ZM146 131V130H145ZM247 131V130H246ZM245 131V132H246ZM256 131V130H255ZM262 131V130H261ZM264 131V130H263ZM262 131V132H263ZM191 132V133H190ZM222 132V131H221ZM220 132V133H221ZM223 132L225 133V131L223 130ZM231 132V131H230ZM236 132V131H235ZM245 132H244V134H245ZM248 132H250V131H248ZM143 133V132H142ZM197 133V132H196ZM247 133V132H246ZM257 133V132H256ZM259 133V132H258ZM264 133V132H263ZM123 134V135H122ZM129 134V135H130ZM193 134V133H192ZM198 134V133H197ZM196 134V136H198ZM222 134V133H221ZM221 134H219V135H221ZM234 134V133H233ZM236 134H238L239 135V132L238 133H236ZM248 134V133H247ZM250 134V133H249ZM248 134V135H249ZM128 135V134H127ZM140 135V134H139ZM193 135H195V132H194V134ZM225 135V134H224ZM228 135V134H227ZM246 135V134H245ZM247 135V136H248ZM254 135V134H253ZM256 135V134H255ZM260 135H262V134H260ZM151 136H153V135H151ZM156 136V137H157ZM188 136V135H187ZM190 136H192V135H190ZM204 136H206V135H204ZM217 136V135H216ZM237 136V135H236ZM132 137V136H131ZM220 137V136H219ZM227 137V136H226ZM226 137H224V139L226 138ZM230 137V139H231V136H229ZM233 137V136H232ZM240 137H241V135H240ZM239 137V138H240ZM249 137V136H248ZM251 137V136H250ZM253 137V136H252ZM262 137V136H261ZM28 138H29V135H28ZM34 138V137H33ZM125 138V137H124ZM124 138H121V139H124ZM128 138V137H127ZM126 138V139H127ZM188 138V137H187ZM197 138V137H196ZM213 138V137H212ZM223 138V137H222ZM237 138H238V136H237ZM242 138H244V136L242 137ZM241 138V139H242ZM254 138H258V136L257 137H255L254 136ZM35 139V138H34ZM118 139V138H117ZM116 139V140H117ZM125 139V140H126ZM128 139H130V137L128 138ZM147 140H149L148 139V137L146 138ZM146 139H144V140H146ZM206 139V138H205ZM234 139V138H233ZM236 139V138H235ZM29 140V139H28ZM31 140V139H30ZM115 140V139H114ZM114 140H113V142H114ZM125 140H121V141H125ZM131 140V139H130ZM144 140H142L141 141V143L144 145L145 143H143V141ZM154 140H156V139H154ZM193 140H195V138L193 139ZM197 140V139H196ZM195 140V141H196ZM237 140H239V139H237ZM246 140H247V138H246ZM255 141H256V139H254ZM259 140V139H258ZM257 140V141H258ZM32 141L33 140H31V143H32ZM112 141V140H111ZM118 141V140H117ZM119 141H120V139H119ZM120 141V142H121ZM127 141V140H126ZM140 141V140H139ZM138 141V143H140ZM176 141V142H175ZM177 141H178V143H177ZM189 141V140H188ZM199 140H197L196 142H198ZM220 141V140H219ZM225 141H227V140H225ZM235 141V140H234ZM116 142V141H115ZM129 142V141H128ZM133 142H134V144H135V141L133 140ZM146 142V141H145ZM151 142H152V140H151ZM151 142H149V144L151 143ZM229 142V141H228ZM231 142V141H230ZM242 142L243 141H240V143H241V145H240V147L242 146V148L244 149V148H246V146L245 145H243L242 144ZM245 142H247V141H245ZM254 142V141H253ZM262 142V141H261ZM260 142V143H261ZM36 143H38L37 141L35 142V144L34 145H36ZM125 143V142H124ZM130 143H132V142H130ZM147 143V142H146ZM153 143H154V141H153ZM174 143H177L178 145H176V144H174ZM226 143V142H225ZM225 143H224V140H223V145L225 146ZM236 144H237V141L235 142ZM234 143V144H235ZM244 143V142H243ZM264 143V142H263ZM119 144V143H118ZM118 144H117V148H118V150H117V148H116V152H117V154H118V151L120 150L121 151V149L118 147ZM133 144V143H132ZM141 144V145H142ZM231 144V143H230ZM253 144V143H252ZM258 144V143H257ZM33 145V144H32ZM33 145V146H34ZM120 145V144H119ZM136 145H137V143H136ZM135 145V146H136ZM142 145V146H143ZM195 145V144H194ZM222 145V146H223ZM228 145V144H227ZM259 145V144H258ZM104 146V147H103ZM121 146V145H120ZM134 145H133V147H135ZM138 146V145H137ZM164 146V147H163ZM176 146H178V147H176ZM224 146H223V148H224ZM236 146H238V145H236ZM235 146V147H236ZM245 146V147H244ZM249 146V145H248ZM259 146H261V145H259ZM259 146H257V147H259ZM139 147H141L140 145H139ZM147 148H148V146H146ZM146 147H145V145H144V147L142 148L141 147V149H144V151H146L145 149H146ZM157 147V148H158ZM164 149H163V148ZM195 147H197V146H195ZM200 147V146H199ZM231 147V146H230ZM229 147V148H230ZM239 147V146H238ZM256 147V146H255ZM263 147V146H262ZM34 148H35V146H34ZM122 148V147H121ZM131 148V147H130ZM149 148H151V146L149 145ZM176 148V149H175ZM181 148H183V147H181ZM225 148H227V147H225ZM233 148V147H232ZM38 149V148H37ZM123 149H125V152L127 151L126 149V147L124 148H122V152H124V150ZM128 149H129V147H128ZM134 149V148H133ZM141 149H139L140 151H141ZM153 149H154V147H153ZM159 149V150H160ZM180 149V150H179ZM231 149V148H230ZM234 149V148H233ZM238 149V148H237ZM249 149V148H248ZM248 149H245V151L247 150V153L246 154H248ZM261 149V148H260ZM82 150H80V151H82ZM103 150V151H102ZM105 150H107V149H105ZM131 149H129L128 151H130ZM149 149H147V151H148ZM158 150V149H157ZM156 150V151H157ZM197 150V149H196ZM195 150V151H196ZM199 150V149H198ZM197 150V151H198ZM223 150V149H222ZM254 150V149H253ZM258 150H259V148H258ZM257 150V151H258ZM262 150V149H261ZM260 150V151H261ZM264 150V149H263ZM36 151V150H35ZM102 151V152H101ZM119 151V152H120ZM143 151V150H142ZM141 151V152H142ZM156 151H154V152H156ZM221 151V150H220ZM242 151V149L240 148V152ZM37 152V151H36ZM124 152V153H125ZM139 152V151H138ZM158 152V151H157ZM160 152V151H159ZM158 152V153H159ZM183 152V151H182ZM191 152V151H190ZM189 152V153H190ZM236 152V151H235ZM237 152H239V151H237ZM236 152V153H237ZM244 151H242L241 153H243ZM259 152V151H258ZM258 152H256V153H258ZM262 152V151H261ZM39 153V152H38ZM113 153V152H112ZM133 153V152H132ZM143 153V152H142ZM157 153V154H158ZM163 153V152H162ZM188 153V154H189ZM221 153V152H220ZM232 153H234V152H232ZM240 153V154H241ZM251 152H249V154H250ZM253 154V155H255L254 157H256L257 158V155H259V154ZM81 154V153H80ZM122 156H124V154L123 153H120ZM139 154H140V152H139ZM145 154V153H144ZM161 153H159V155H160ZM188 154H186V155H188ZM194 154V153H193ZM198 154V153H197ZM244 155H245V157H246V154L245 153H243ZM252 154V153H251ZM251 154H250V156H251ZM264 154V153H263ZM41 154L39 153V156H40ZM113 155V154H112ZM151 155H152V153H151ZM154 155V154H153ZM159 155H157L158 157H160ZM222 155V154H221ZM220 155V156H221ZM232 155V154H231ZM237 155L239 156V154L237 153ZM242 155V154H241ZM240 155V156H241ZM243 155V156H244ZM42 156V155H41ZM80 156V157H81ZM108 156H109V154H108ZM116 156V155H115ZM114 156V158H113V156H112V158L113 159H115V160H113V161H115V162H117L118 160L116 159V157H118V156H116L115 157ZM128 156V155H127ZM135 156V159H136V155H134ZM134 156H131L132 157V159L134 158ZM140 156V155H139ZM157 156H154V157H156L157 158ZM164 156V155H163ZM185 156V155H184ZM183 156V157H184ZM234 156L236 157V155L235 154H233L232 155V157H233V159H234ZM37 157H38V155H37ZM36 157V158H37ZM120 157V156H119ZM128 157H130V154H129V156ZM143 157V156H142ZM145 157V156H144ZM147 157V156H146ZM149 157H150V155H149ZM153 157V156H152ZM151 157V158H152ZM199 157V156H198ZM219 157V156H218ZM222 157V156H221ZM230 157V156H229ZM244 157V158H245ZM248 157H249V155H248ZM248 157H246V158H248ZM253 157V156H252ZM253 157V159H255ZM112 158H110V159H112ZM127 158V157H126ZM140 158V157H139ZM179 158H182L181 160L179 159ZM240 158V157H239ZM239 158L237 157L236 158V160L235 161H238L239 160ZM241 158H243V157H241ZM250 158V157H249ZM260 158V157H259ZM40 159V158H39ZM42 159H44V157H42ZM122 159L124 160V158L122 157ZM135 159H133V160H135ZM137 159H138V157H137ZM158 159V158H157ZM160 159H158V160H160ZM177 159H179L181 162H182V164H180L179 162L180 161H178V162H176V160ZM184 159V160H183ZM227 159H228V157H227ZM229 159H231V158H229ZM228 159V160H229ZM238 159V160H237ZM38 160V159H37ZM125 160H128V158L127 159H125ZM143 161H145L144 163H146V160H148V159H146V160H144V158L142 159ZM155 160V162H156V159H154L153 158V161ZM161 160H160V165H161ZM184 162H183V161ZM192 160V161H193ZM217 160V159H216ZM232 160V159H231ZM230 160V161H231ZM233 160V161H234ZM241 160V159H240ZM41 161V160H40ZM111 161V160H110ZM112 161V162H113ZM129 161V160H128ZM141 161V160H140ZM143 161H142V163H143ZM149 161V160H148ZM147 161V162H148ZM150 161H151V159H150ZM153 161H151V163L153 162ZM191 161V162H192ZM197 161V160H196ZM202 161V160H201ZM232 161V163H233V165H234V162ZM126 162V161H125ZM134 162H136V161H134ZM155 162H153V163H155ZM186 162V163H185ZM195 162V161H194ZM221 162V161H220ZM240 162H243V160L242 161H240ZM37 163V162H36ZM150 163V162H149ZM158 163V162H157ZM184 163V164H183ZM199 163V162H198ZM236 163V162H235ZM45 164V163H44ZM106 164V165H105ZM109 164V163H108ZM124 164V163H123ZM156 164V163H155ZM194 164V163H193ZM229 164V163H228ZM244 164H245V162H243V164H242V166H244ZM247 164V163H246ZM41 165V164H40ZM81 165V166H82ZM111 165V164H110ZM113 165V164H112ZM115 165H116V163H115ZM121 165V164H120ZM145 165V164H144ZM151 165H153V164H150V166ZM192 165V164H191ZM201 165L202 164H200L199 166L201 167ZM232 165V166H233ZM236 166H238L239 164H235ZM241 165V164H240ZM37 166H39V165H37ZM45 166V165H44ZM46 166H47V164H46ZM116 166H118V164L116 165ZM149 166V167H150ZM157 166V165H156ZM155 166V167H156ZM194 166V165H193ZM204 166V165H203ZM223 166V165H222ZM227 166V165H226ZM229 166V168H230V165H228ZM231 166V168L230 169H232L233 167ZM236 166L234 167V168H236ZM34 167H35V164H34ZM146 167H148V166H146ZM148 167V168H149ZM153 167V166H152ZM160 167V166H159ZM224 167V166H223ZM239 167V166H238ZM44 168H46V167H44ZM56 168V167H55ZM112 168V167H111ZM116 168V167H115ZM118 168V167H117ZM147 168V169H148ZM202 168H204V167H202ZM222 168V167H221ZM225 168H227V167H225ZM224 168V169H225ZM242 168V170L244 171V167H241ZM41 169V168H40ZM112 169H114V168H112ZM149 169H152V168H149ZM155 169V168H154ZM171 169H170V171H171ZM194 169H197L195 166H194ZM201 169V168H200ZM237 169H239V168H237ZM262 169V168H261ZM43 171H44V169H43ZM52 171H54V169H52ZM83 171H84V169H83ZM145 171V170H144ZM152 171H153V169H152ZM159 171V170H158ZM173 171H171V173L173 172ZM175 171H176V169H175ZM175 171H174V174H176L175 173ZM184 171V172H183ZM201 171H203V173H204V169H201ZM221 171H222V169H221ZM254 171H255V169H254ZM34 174L36 175L37 174V172H38V168L37 167H35L34 168ZM45 172V171H44ZM43 172V173H44ZM47 172V171H46ZM136 172V171H135ZM142 172V171H141ZM151 172V171H150ZM154 172V171H153ZM156 173H157V169H156V171H155ZM187 172V173H186ZM228 172H229V169H228ZM227 172V173H228ZM230 172H232V171H230ZM236 172H238V171H236ZM235 171H234V173H236ZM245 172V171H244ZM263 174H264V169H263ZM39 173V172H38ZM54 173V172H53ZM124 173H125V171H124ZM140 173V172H139ZM146 173H147V171H146ZM152 173V172H151ZM165 173V172H164ZM181 173H179V174H181ZM209 173V172H208ZM207 173V174H208ZM212 173V172H211ZM224 173V172H223ZM233 173V172H232ZM240 173V172H239ZM83 174V175H84ZM140 174H143V172L142 173H140ZM148 174H149V172H148ZM158 174V173H157ZM159 174H160V171H159ZM193 174H195V173H193ZM231 173H229L228 174V176L230 175ZM237 174V173H236ZM243 174V173H242ZM260 174H261V172H260ZM5 175V174H4ZM39 175H41V174H39ZM106 175V176H105ZM125 175V174H124ZM144 175V174H143ZM143 175H141V176H143ZM149 175H151V174H149ZM153 175V174H152ZM161 175V174H160ZM160 175H159V177H160ZM164 175H166V174H164ZM172 175H173V173H172ZM177 175V174H176ZM192 175V174H191ZM196 175V174H195ZM201 175H203V174H201ZM224 175V174H223ZM235 175V174H234ZM255 175V174H254ZM37 176V175H36ZM55 176V175H54ZM103 176V177H102ZM122 176V175H121ZM135 176H137V173H136V175H134L133 177H135ZM138 176H140V175H138ZM197 176V175H196ZM200 176V175H199ZM210 176H213V175H210ZM209 176V177H210ZM227 176V175H226ZM237 175H235V177H236ZM239 176V175H238ZM241 176V175H240ZM256 176H258V174H256L255 176H254V178L256 177ZM106 177V178H107ZM123 177V176H122ZM167 177V176H166ZM179 177H180V175H179ZM178 177V178H179ZM189 177V176H188ZM204 177V176H203ZM202 177V178H203ZM209 177H207V179H206V181H208V183H210L209 181L210 180H208V178ZM230 177V176H229ZM259 177V176H258ZM258 177H256L255 179H257ZM0 178L1 179H3L4 180V182H5V188L4 189H6L7 191V196H10V193H12V191L14 190L13 189V187H12V184H11V182L9 181V179L8 178H5V177H3L2 176V174H0ZM35 178H37V177H35ZM43 178V177H42ZM105 178V179H106ZM162 178H163V175H162ZM161 178V179H162ZM168 178V177H167ZM184 178V177H183ZM196 178H199V177H196ZM204 178H206V177H204ZM203 178V179H204ZM226 178V177H225ZM224 178V179H225ZM232 179H233V175H232V177H231ZM1 179H0V181H1ZM80 179V178H79ZM124 179H126V178H124ZM128 179V178H127ZM126 179V180H127ZM133 179V178H132ZM165 179V178H164ZM171 179V178H170ZM169 179V180H170ZM180 179V178H179ZM203 179L201 180V178H200V180H201V182L203 183L204 181H203ZM211 179V178H210ZM217 179V178H216ZM220 179V178H219ZM228 179V178H227ZM232 179H231V181H232ZM241 179V178H240ZM253 179V178H252ZM264 179V178H263ZM82 180V179H81ZM131 180V179H130ZM137 179H135V181H136ZM139 180V179H138ZM137 180V181H138ZM140 180H141V178H140ZM166 180H168V179H166ZM172 180H174V179H172ZM178 180V179H177ZM185 180V179H184ZM188 180V179H187ZM191 180V179H190ZM199 180V179H198ZM198 180H196L197 181V184H198ZM200 180H199V183H200V185L202 184L201 182H200ZM248 180H250V179H248ZM37 181V180H36ZM77 181H78V179H77ZM135 181H134V183H135ZM174 181H176V178H175V180ZM179 181V180H178ZM195 181V182H196ZM212 181V180H211ZM251 181V180H250ZM259 181V180H258ZM3 182V181H2ZM43 182V181H42ZM81 182V181H80ZM104 182V181H103ZM103 182H102V185H103ZM123 183L125 182V180L124 181H122ZM121 182V183H122ZM166 182V181H165ZM170 182V181H169ZM169 182H167V183H169ZM173 182V181H172ZM179 182H181V181H179ZM183 182H185V181H183ZM228 182H230V180L228 181ZM244 182V181H243ZM261 182H263V180L261 181ZM36 183H39V182H36ZM123 183H122V186H124L123 185ZM163 183V182H162ZM190 183H193V182H190ZM207 183V184H208ZM215 183H217V181L215 182ZM235 183V182H234ZM234 183H233V185H234ZM253 183V182H252ZM258 183V182H257ZM1 184L2 183H0V186H1ZM4 184V183H3ZM80 184V183H79ZM136 184H137V182H136ZM171 184V183H170ZM180 184V183H179ZM183 184V183H182ZM194 184H196V183H194ZM204 184H205V182H204ZM204 184H202V186H204ZM220 184V183H219ZM226 184H227V182H226ZM242 184V183H241ZM246 184V183H245ZM245 184H243V185H245ZM249 184V183H248ZM255 184V183H254ZM260 184V183H259ZM163 185V184H162ZM174 185V184H173ZM172 185V186H173ZM181 185V184H180ZM184 185V184H183ZM199 185V184H198ZM198 185H195V187H197ZM209 185V184H208ZM221 185V184H220ZM228 185H230V184H228ZM250 185V184H249ZM249 185H247V186H249ZM258 185V184H257ZM37 186V185H36ZM35 186V187H36ZM111 186V187H110ZM179 186V185H178ZM185 186V185H184ZM202 186H200V189H202L201 187ZM205 186H207L206 184H205ZM204 186V187H205ZM211 186V185H210ZM213 186H214V183H213ZM213 186H212V190H213ZM264 186V185H263ZM81 187V186H80ZM80 187L79 188H77V189H80ZM107 187V186H106ZM164 187V186H163ZM166 187V186H165ZM165 187H164V189H165ZM168 187V186H167ZM170 187V186H169ZM174 187H176V186H174ZM193 187H194V185H193ZM194 187V188H195ZM207 187H209V186H207ZM227 187V186H226ZM243 187V186H242ZM101 188H102V186H101ZM172 188V187H171ZM187 188H188V190H189V187H186V191H187ZM191 188V187H190ZM199 187H197L196 189H198ZM221 188V187H220ZM234 188V187H233ZM246 189H247V187H245ZM249 188V187H248ZM263 188V187H262ZM122 189H124L123 187H122ZM163 189V188H162ZM163 189V190H164ZM175 189V188H174ZM180 189V188H179ZM199 189V190H200ZM206 189V187L204 188V190ZM208 190L210 189V187L209 188H207ZM214 189H215V191H213V193L215 194V192H216V188L214 187ZM227 189V188H226ZM242 188H240L239 189V191L241 190ZM251 189H253V188H251ZM36 190V189H35ZM38 190V189H37ZM138 190V189H137ZM170 190V191H169ZM182 190H183V188H182ZM181 190V191H182ZM211 190V189H210ZM209 190V191H210ZM218 190V189H217ZM235 190V189H234ZM237 190V189H236ZM254 190V189H253ZM256 190V189H255ZM123 191V190H122ZM141 191V190H140ZM168 191H169V193L170 192H172V190L171 189H168ZM185 191V192H186ZM200 191H203V189L202 190H200ZM207 191V190H206ZM245 191V190H244ZM256 191H258V190H256ZM255 191V192H256ZM260 191V190H259ZM6 192H5V194H6ZM17 192V191H16ZM78 192V193H79ZM104 192H102V193H104ZM130 192V191H129ZM160 192H162V191H160ZM167 192V191H166ZM175 192V191H174ZM180 192V191H179ZM178 192V193H179ZM183 192V191H182ZM185 192H183L182 194H185ZM193 193L195 192V191H192ZM191 192V194H193ZM211 192V191H210ZM243 192V191H242ZM77 192H76V194H78ZM99 193V194H98ZM151 193V192H150ZM163 193H164V191H163ZM162 193V195H164ZM188 193V192H187ZM198 193V192H197ZM237 193V192H236ZM240 193V192H239ZM3 192H2V196H3ZM13 198H14V200L16 199L15 198V190L13 191ZM181 194V193H180ZM200 194V193H199ZM254 194V193H253ZM79 195V196H80ZM131 195V194H130ZM136 195V194H135ZM171 196L173 195V194H170ZM187 195V194H186ZM194 195L195 194H193V196H190V194H189V197H194ZM204 195V194H203ZM216 195V194H215ZM218 195V194H217ZM257 195V194H256ZM6 196V195H5ZM6 196V197H7ZM76 196H78V195H76ZM180 195H178V196H176L175 195V197H178V199L181 197H179ZM199 196V195H198ZM197 196V197H198ZM202 196V195H201ZM128 197V196H127ZM130 197V196H129ZM138 197H140V196H138ZM174 197V199H173V197H171V198H168V200L169 201H171L172 202V205L171 204H169L168 203V205H170V206H168V205H164L165 207H163V212H164V210H166L165 211V213L164 214H166V213H168L167 215H169V214H171V216H167V219L169 220V222H172V224H175L176 223V220H175V218H178L177 220H179V214L181 213V214H186V213H184V212H186L187 210V213H189V210L191 209H187V210H185V206H184V212L181 210V209H178V207L179 208H181L182 206H183V204H185L184 202L186 201V200H184V202H183V204L181 205V201H180V204H179V200L177 199V198H175ZM187 196H184L183 198H186ZM188 197V198H189ZM211 197H212V195H211ZM214 197V196H213ZM217 196H215V198H216ZM264 197V196H263ZM4 198V197H3ZM166 198V197H165ZM196 198V197H195ZM200 198V197H199ZM203 198V197H202ZM205 198H207V197H205ZM218 198V197H217ZM7 199H8V201H5V199H4V201L6 202V203H8L9 202V197H7ZM12 199V198H11ZM134 199V198H133ZM152 199V198H151ZM167 199V198H166ZM178 201H177V200ZM212 199V198H211ZM104 200V201H105ZM130 200H131V197H130ZM138 200V202H139V199H137L136 198V201ZM140 200H142V199H140ZM150 200V199H149ZM167 200V201H168ZM198 200V199H197ZM196 200V201H197ZM205 200V199H204ZM214 200V199H213ZM31 201L32 200H30V203H31ZM99 201V202H98ZM105 201V202H106ZM135 201V200H134ZM153 201V200H152ZM176 201H177V203L179 204V206H178V204H173V202H175L176 203ZM199 201V200H198ZM4 202V203H5ZM138 202H136V203H138ZM170 202V203H171ZM188 202H190V201H188ZM195 202V201H194ZM193 202V203H194ZM212 202V201H211ZM3 203V204H4ZM10 203L12 204V206H13V208H14V210L13 211H19V212H16V213H19L18 214V219H15V222L17 223V221L16 220H19V222H20V224H21V232L20 233H18L19 235L22 233V238H23V240H22V238H21V241H22V243L21 244H23V247L24 246H26V242L28 241L27 240V237H28V232L30 231V233H31V231L33 230L34 232L33 233H36L37 231V227L35 226L36 224L34 223V222H30V224H31V226H30V224L28 225L27 224V221H26V219H24V215H23V213L22 212H20V208H19V204L16 202V200L13 202L12 200L10 201ZM29 203V204H30ZM35 203V202H34ZM34 203H32V205L34 204ZM129 203H131L130 201H129ZM139 203H141V202H139ZM147 203V202H146ZM214 203V202H213ZM220 203V202H219ZM259 203V202H258ZM166 204V203H165ZM188 204V203H187ZM197 204V203H196ZM202 204V203H201ZM216 204H218V203H216ZM221 204H222V202H221ZM5 205V204H4ZM8 205V204H7ZM32 205H31V207H32ZM36 205V204H35ZM34 205V206H35ZM132 205H133V200H132ZM140 205V204H139ZM149 205V204H148ZM173 205L175 206L174 207V209H170L171 207L173 208ZM186 205V204H185ZM188 205H190V204H188ZM191 205H194V204H191ZM211 205V204H210ZM214 204H212V206H213ZM218 205H220V204H218ZM10 206V205H9ZM131 206V205H130ZM134 206V205H133ZM133 206H131V207H133ZM142 206V205H141ZM177 206V207H176ZM196 206V205H195ZM202 206V205H201ZM200 206V207H201ZM209 206V205H208ZM212 206H210V210L209 209H207V208H209V207H205L206 209H204V208H201V210L199 211H197V209H195V210H193V212L191 213V211H190V218H191V214H193L195 211V215H197V213L199 212H202L200 215L201 216H203V217H208V216H210V217H216V219H218V218H220V217H218L217 215H219V214H214L215 213V210H214V212H213V210H212V212L213 213H211V207ZM11 207V206H10ZM29 207H30V205H29ZM199 207V206H198ZM197 207V208H198ZM214 207V206H213ZM212 207V208H213ZM217 207V206H216ZM262 207V206H261ZM32 208H34V207H32ZM36 208V207H35ZM34 208V209H35ZM140 208V207H139ZM160 208H162V207H160ZM188 208H189V206H188ZM192 208H194V207H192ZM196 208V207H195ZM219 208V207H218ZM221 208V207H220ZM225 208V207H224ZM231 208V207H230ZM229 208V209H230ZM233 208V207H232ZM7 209V208H6ZM22 209V208H21ZM169 209V210H168ZM177 209L179 210V211H177ZM204 209V210H203ZM213 209H216V208H213ZM97 210V211H96ZM138 210H140V209H138ZM171 210V211H170ZM180 210H181V212H180ZM206 210V211H205ZM227 210V209H226ZM233 210V209H232ZM22 211V210H21ZM31 211H33V209H31ZM161 210H160V212H162ZM167 211H170L171 213H169V212H167ZM175 211H177V213L178 212H180V213H176ZM222 211V210H221ZM220 211V212H221ZM224 211V210H223ZM25 212V211H24ZM119 212V211H118ZM146 212V211H145ZM149 212V211H148ZM174 212V213H173ZM219 212V213H220ZM227 212V211H226ZM9 213H11L10 211H8V214ZM13 213V212H12ZM15 213V212H14ZM36 213V212H35ZM205 213V214H204ZM231 213V212H230ZM163 214V213H162ZM163 214V215H164ZM180 214V215H181ZM221 214V213H220ZM13 216H15L14 214H12ZM36 215V214H35ZM34 215V216H35ZM199 215V214H198ZM198 215H197V218H199L198 217ZM223 214H221V218L224 216H222ZM31 216H33V214L31 215ZM34 216H33V218H34ZM178 216V217H177ZM184 216H186V215H184ZM220 216V215H219ZM226 216V215H225ZM230 216V215H229ZM6 217H7V215H6ZM114 217V216H113ZM114 217V218H115ZM183 217V216H182ZM13 218V217H12ZM14 218H16V217H14ZM27 218V217H26ZM181 218V217H180ZM185 218V217H184ZM189 218V217H188ZM224 218V217H223ZM226 218V217H225ZM236 218H237V216H236ZM243 218V217H242ZM242 218H239L240 219V221H238L239 222V224H236V225H238V226H236V228H234V230L230 233L229 232V234H230V236H227V241L225 242L224 241V243L223 244H220V246L218 247V248H215L214 250V255H215V257H213L214 258V263L213 264H236V263H238V264H243V263H245L246 262V260H249L248 262H251L252 261V259H253V257H254V255H255V253H257V251L258 250H263L264 249V207H262V208H260V209H258V210H256L255 212H253L249 217H247L246 219L244 218V219H242ZM35 219V218H34ZM191 219H193V218H191ZM238 219V218H237ZM29 220H30V218H29ZM32 220V219H31ZM175 220V221H174ZM181 220V219H180ZM195 221H196V219H194ZM193 220H191L190 222H192ZM175 222V223H174ZM178 222V221H177ZM189 222V223H190ZM194 222V221H193ZM198 222V221H197ZM237 222V221H236ZM237 222V223H238ZM9 223V222H8ZM15 223V224H16ZM180 223V222H179ZM196 223V222H195ZM194 223V224H195ZM13 224V223H12ZM18 224V223H17ZM193 224V223H192ZM198 224H200V223H198ZM177 226H178V223L176 224ZM15 226H17V225H15ZM192 226V225H191ZM194 226V225H193ZM200 226H201V224L198 226L199 228H200ZM18 227H19V225H18ZM17 227V228H18ZM181 227H182V225H181ZM180 227V228H181ZM185 227V226H184ZM184 227H182V228H184ZM187 227V226H186ZM198 227L197 228H195V229H198ZM29 228L30 229H32V230H29ZM193 228V227H192ZM19 229V228H18ZM134 229V228H133ZM179 229V228H178ZM194 229V228H193ZM194 229V230H195ZM39 230V229H38ZM134 231V230H133ZM179 231H180V229H179ZM179 231H177L178 232V235L180 236V234H181V232H180V234H179ZM190 231H191V228H190ZM196 231V230H195ZM184 233H185V229H184V231H183ZM182 232V233H183ZM194 231L192 230V232L191 233H193ZM203 232V231H202ZM13 233V232H12ZM205 233V232H204ZM17 234V235H18ZM38 234V233H37ZM36 234V235H37ZM133 234V233H132ZM155 234V233H154ZM177 234V233H176ZM175 234V235H176ZM194 234V233H193ZM203 234V233H202ZM19 235H18V238H19ZM134 235V234H133ZM190 235V234H189ZM196 235V234H195ZM129 236V235H128ZM188 236V235H187ZM186 236V237H187ZM191 236H192V234H191ZM196 236H198V235H196ZM207 236V235H206ZM135 237H136V235H135ZM181 237V236H180ZM177 238L178 240L180 239L181 240V238ZM184 237H185V234H184ZM189 237V236H188ZM194 237V239L195 238H197V237H195V236H193ZM131 238V237H130ZM132 239H134V238H132ZM186 239V238H185ZM190 239V238H189ZM189 239H188V243H189ZM193 239V238H192ZM191 239V240H192ZM199 239H201V238H198V240ZM202 239H204V238H202ZM38 240V239H37ZM180 240H179V242H180ZM182 240L184 241V238H182ZM196 240V239H195ZM40 241V240H39ZM134 241H135V239H134ZM176 241V240H175ZM193 241V240H192ZM191 241V243H193ZM18 242H20V241H18ZM185 242H187V240L185 241ZM196 242V241H195ZM203 242H204V240H203ZM205 242H206V239H205ZM40 243V242H39ZM183 243V242H182ZM187 243V244H188ZM191 243H189V244H191ZM198 243H200V242H198L197 241V244L196 245H199ZM38 244V243H37ZM189 244H188V246H189ZM194 244V245H195ZM15 245V244H14ZM42 245V244H41ZM125 245H127V246H125ZM193 245V244H192ZM192 245H190V247L192 246ZM40 246V245H39ZM38 246V247H39ZM182 246H184V245H182ZM182 246H181V249H182ZM37 247V248H38ZM27 248V247H26ZM40 248V247H39ZM39 248L37 249V251H39ZM130 248V249H129ZM192 248H193V246H192ZM129 251H128V250ZM184 249V248H183ZM189 249H191V248H189ZM195 250H196V252L198 251V249H199V247H198V249H196V248H194ZM194 249H193V253H194ZM21 250V249H20ZM25 250V249H24ZM103 250V249H102ZM185 250V249H184ZM26 251V250H25ZM126 251H128V252H126ZM191 251V250H190ZM16 253H17V251H15ZM38 253V252H37ZM41 252H39V254H40ZM42 253H44V252H42ZM192 253V254H193ZM262 253V252H261ZM127 254H128V256H127ZM132 254V253H131ZM17 255V254H16ZM25 255V254H24ZM41 255L42 254H40V256L39 257H37V264H38V259L39 258H41ZM194 255H195V253H194ZM15 256V255H14ZM124 256H125V259H123L124 258ZM127 256V257H126ZM256 256V255H255ZM19 257V256H18ZM26 257V256H25ZM150 257V256H149ZM153 256H151V258H152ZM195 257H197L196 255H195ZM194 257V258H195ZM199 257V256H198ZM261 257V256H260ZM16 256H15V258L13 257V259H14V262H15V260H16ZM23 258V257H22ZM262 259H261V261H263V263L262 262H260V264L262 263V264H264V258H263V256L261 257ZM18 259V258H17ZM19 259H21V258H19ZM18 259V260H19ZM43 259V258H42ZM42 259H39L40 261L42 260ZM150 259V258H149ZM149 259H147V260H149ZM17 260V261H18ZM22 260V259H21ZM20 260V261H21ZM125 260V261H124ZM152 260H154V257L151 259V261ZM195 260V259H194ZM258 260H259V258H258ZM23 261V260H22ZM43 262V261H42ZM148 262H150V261H148ZM153 262V261H152ZM22 263H24V262H22ZM136 263V262H135ZM13 264V263H12ZM24 264H26V263H24ZM247 264V263H246ZM250 264V263H249ZM254 264V263H253Z\"/></svg>",
    "mask_w": 264,
    "mask_h": 264
}]
</instances>
